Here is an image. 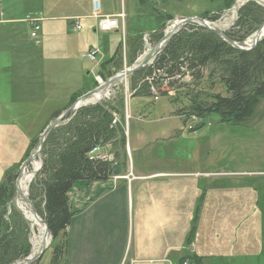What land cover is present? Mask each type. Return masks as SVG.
<instances>
[{
  "label": "rangeland",
  "instance_id": "rangeland-1",
  "mask_svg": "<svg viewBox=\"0 0 264 264\" xmlns=\"http://www.w3.org/2000/svg\"><path fill=\"white\" fill-rule=\"evenodd\" d=\"M229 1H232L230 6H228ZM5 2L15 3V0H6ZM87 2L88 0H80L79 3L73 5V0H33V3L30 4V6L43 8H41L43 15L41 13L37 17L28 15L24 19V22L31 30V38H33L32 33L35 26L38 25L39 29L36 33L40 34L41 43L43 42V46L41 47L43 56L52 58L61 55H72V58L71 62H68L69 66H66V62H62L61 58L55 59V76L51 77L55 81V88L53 89L54 98L50 100L48 106H44L43 103L46 97L43 90L53 83H47V79L50 76V74H47L48 72L40 73L41 91L38 98L39 107L37 105H22L21 101H18L16 89L20 87V84L16 83V87L13 86V89L9 88L6 76L0 74V185L4 184L11 177H14L16 186L22 164L38 149L43 133L51 122L74 103L71 101L65 108H61L66 99L74 93L73 91L78 84L77 82L81 79L80 74L87 75V72L92 71L91 78L94 84L91 90L82 93L77 97V100L106 84H102V82L112 72L109 74L102 72L101 66L108 59L107 55H113V52H111L112 45L115 48V44L120 42L117 52L121 61H119L118 68L115 70L116 75L145 60L167 34L172 32L178 33L181 30L188 31L189 26L194 29L203 27L197 21L182 27L186 19H203L210 26L223 31L226 35L230 33L236 37H242L248 32L253 31L250 37L241 44L246 48L250 47L257 30L264 23V18L262 19L261 16L264 11V0H118L120 13H110L109 11L111 10L106 9V14H101V11L98 13L94 11V17L89 19L83 17L87 23L83 21V24H86V26L83 27L84 29L80 33L79 48H81L82 54L96 48L100 50L99 60L91 63L82 59V54L78 52L80 50L75 49L76 47L73 48L75 50L67 49L64 32L66 27H68L65 19L67 17H75L76 14L78 15L82 12L84 13ZM59 3L62 9L57 7ZM71 5H73L74 11L80 12L75 13L67 10ZM0 17L3 20L6 17H4L1 0ZM52 17L56 19L63 18L64 21L56 23L57 28L54 30L51 26L46 25L45 22L40 31L41 21ZM109 18L118 21V31H116L117 29L110 32H102L100 30V23ZM71 21L74 25L72 27L73 30L79 32L75 30V23L79 22L81 24V19L74 18ZM93 22L96 33L92 30ZM177 23L179 25L175 26ZM90 24L91 28L89 27ZM115 33H117V36L109 35L113 41L108 44L106 55L103 52V50L105 51V35ZM131 37L134 38L132 43H130ZM157 56L144 68L153 67ZM46 69L48 68L45 67V71ZM51 69L49 70L51 71ZM209 70L210 68L205 70L203 78L195 83H193V79H191L189 73L185 77H173L179 80L177 81L178 89L176 91L171 90L168 85L173 78H167V81L159 80L156 84L152 83L150 85L152 96L147 98L134 96L139 92L140 78H142L143 72L132 78L130 77L131 74L101 93L86 99V103L82 102L79 104V109L101 102L115 104L121 95L124 96L121 111L120 106L117 105L116 108L119 111L113 112V126L120 125L123 127L127 145L120 146L121 148L111 146L103 148L104 154L108 157L107 162H113V168L115 165L119 166L120 175L115 176L113 173L110 179L113 178L117 182L118 177L122 176L121 173L125 170L132 171L135 165L138 166L141 163L158 165L163 161L162 157L158 156L161 151L165 153L163 156L168 157L167 152L170 150L176 152L175 157L177 161L181 162L187 171L213 169L211 172H219L215 174L200 172L198 174L200 177L231 176L234 174L226 172V170L234 169L240 164L246 166L248 171L257 166L264 167V101L261 102L255 117L245 126L224 123L218 114H210L204 119L197 117L189 118V115L186 114V112L188 113L187 108L190 106V99L195 96H199L203 101H211L214 94L227 95L224 86L219 83L218 79H214V81L209 80ZM153 76L155 74L151 75V77ZM86 77L88 78V82H90V78ZM112 88L113 90L108 98L96 101L97 97H103ZM52 109L57 110L56 114H52ZM76 112L66 118L60 125L67 123ZM57 115L59 116L56 117ZM128 115L130 118L127 124ZM115 117L118 118L116 124H114ZM165 134H170V136ZM24 143H27V147L30 149V152L26 156L23 152L25 148ZM130 143L133 154L129 149ZM159 147H162V150ZM35 163L40 164L39 169L35 168ZM42 165L41 154L26 170L25 175L33 176L32 181H30L31 183L26 189V194L27 196L29 195L27 198L35 207L39 217L45 221L44 189L39 175ZM19 198L20 196L16 190L11 206L19 209L29 223L30 253L28 256L12 264H27V260L35 258L41 251L42 245L41 243L38 244V240H40L39 238L42 234L38 228L34 227L33 221L29 220L28 215L22 211L19 203L21 200ZM200 203L201 201H199V206L201 205ZM11 206L8 207L9 213L11 212ZM28 207L32 210L30 205ZM200 222L199 218L195 217L192 221L191 231L194 229L197 234L199 224H202ZM213 222L215 223V221ZM253 222L254 220L248 224L252 223L251 226L254 231L256 230L259 242L257 244L254 243L252 245L254 249H250V251L259 250L257 252H260V256L257 258L251 257L252 252H250V257H247L246 254L244 258H239L241 264H252V260H254L253 264H264V251L262 250L264 248V219L260 223L256 222V225ZM248 224L242 228L244 232H246L244 228H247ZM201 230L205 240L204 231L206 230V226L204 224ZM213 234L211 233L208 236L207 241L212 240ZM235 240L236 236H233V241ZM246 240L247 235L242 234L241 243H246ZM64 241V237H60L56 243L59 244ZM55 246L56 244H51L41 258L33 264H53ZM189 247L192 250L194 245L190 244ZM235 259L232 260L234 261ZM183 263L184 261H181L180 264ZM233 264L235 263L233 262Z\"/></svg>",
  "mask_w": 264,
  "mask_h": 264
},
{
  "label": "crops",
  "instance_id": "crops-1",
  "mask_svg": "<svg viewBox=\"0 0 264 264\" xmlns=\"http://www.w3.org/2000/svg\"><path fill=\"white\" fill-rule=\"evenodd\" d=\"M1 1L6 17L5 20L0 17V74L6 76L9 88L20 84L16 89L22 105L39 107L40 73L48 72L47 83L53 82L43 90L46 95L43 103L48 106L54 98L55 81L51 77L55 76V59L61 58L69 66L72 55L43 56L40 34L35 39L31 38V30L24 22L28 15L37 17L42 14V7L30 6L33 0H15V3ZM73 1L75 5L80 0ZM73 5L67 10L79 13L73 10ZM57 7L62 9L60 3ZM106 9L111 10L110 13L121 12L118 0H88L84 13L65 19L68 23L64 30L67 49H78L82 54L79 48L80 33L86 26L83 21L87 23L83 17H94V11L106 14ZM74 18L81 19L82 30L79 32L72 28L71 20ZM60 21H64L63 18L45 19L40 23V31L45 22L54 30L57 28L55 24ZM92 25L96 33L94 22ZM117 33L105 35V51L100 49L106 55L108 44L113 41L110 36H117ZM115 45V48L113 45L111 48L113 55H107L108 60L118 53L120 42ZM118 63L117 59L115 67ZM45 67L48 68L46 71ZM91 74L92 71L87 75L80 74L81 79L71 97L92 89L94 81ZM71 97L61 108L71 102ZM52 110V114H56L57 110ZM24 145L26 156L30 149L27 143ZM129 149L133 154L131 143ZM159 149L162 150V147ZM163 155L165 153L161 151L158 156L163 161L158 165L141 163L135 165L132 171L125 170L117 182L112 178L75 184L69 194L75 214L67 232L66 253L60 264H180L189 254L201 257L203 264H241L239 258H244L246 254L250 257V252L251 257L260 256L259 250L250 251L259 239L252 223H248L254 220L256 225V222L264 219V167L257 166L248 171L246 166L240 164L226 170L234 174L231 176L200 177V172L210 173L213 169L187 171L177 161L175 151H168V157ZM195 217L202 224L191 238ZM203 224L206 226L205 240L201 230ZM246 224L244 232L242 228ZM211 233H214L213 238L207 241ZM242 234L247 235L246 243H241ZM233 236H236L235 241ZM190 244L194 245L192 250Z\"/></svg>",
  "mask_w": 264,
  "mask_h": 264
},
{
  "label": "trees",
  "instance_id": "trees-1",
  "mask_svg": "<svg viewBox=\"0 0 264 264\" xmlns=\"http://www.w3.org/2000/svg\"><path fill=\"white\" fill-rule=\"evenodd\" d=\"M231 4L232 1H229L228 6ZM261 16L263 19L264 11ZM188 29L181 30L165 44L153 67L141 69L130 76L132 78L143 72L139 92L134 96H152V83L185 77L187 73L195 83L210 68L209 80L218 79L227 95L214 94L211 101H203L199 96L191 98L186 112L189 116H186L204 119L210 114H218L224 123L247 125L264 101V36L254 49L240 51L206 28L189 26ZM252 32L242 37L230 33L227 36L242 44ZM131 38L130 43L134 39ZM117 57L121 61L117 53L101 66L102 72H112L106 80L115 76ZM110 67L111 70H108ZM153 74L155 76L151 77ZM177 81L173 78L169 82L171 90L178 89ZM84 92L86 90L74 95L71 101L75 103ZM123 101L124 96L121 95L115 104L101 102L80 108L67 123L54 129L44 143L39 175L44 189V219L54 239L52 244H56L53 264H60L66 253L67 232L75 214L69 194L75 184L107 181L114 173L113 162L91 159L90 152L96 146L118 148L127 145L123 127L113 126V112L119 111L117 105L121 111ZM14 180L11 177L0 185V264H12L30 253L29 223L19 209L11 206L16 193ZM194 234L192 229L191 238ZM60 237H64L65 241L57 244ZM185 260H189L190 264H203L202 258L194 254L187 255L182 261Z\"/></svg>",
  "mask_w": 264,
  "mask_h": 264
},
{
  "label": "water",
  "instance_id": "water-1",
  "mask_svg": "<svg viewBox=\"0 0 264 264\" xmlns=\"http://www.w3.org/2000/svg\"><path fill=\"white\" fill-rule=\"evenodd\" d=\"M200 22V24L206 28L207 30L211 31L212 33H214L215 35H217L218 37H220L222 40H224L225 42H227L229 45L233 46L234 48L240 50V51H250L252 49H254L257 44L259 43V41L263 38L264 36V23L262 24V26L257 30L255 36H254V40L252 41L251 45L249 48L244 47L243 45L231 40L223 31L214 28L212 26H210L205 20L200 19V18H189L186 19V21L184 22V24H182L183 26H186L187 24L191 23V22ZM176 29V28H175ZM177 32L175 33H169L167 34L162 41L156 46L155 50L142 62L138 63L137 65L133 66L132 68L126 70L125 72H121L119 74H116L113 78H111L109 81L106 82V84L102 87H99L95 90H93L92 92H90L89 94H87L86 96L78 99L70 108H68L65 112H63L58 118H56L47 128V130L43 133V135L40 138L39 141V147L38 149L22 164V167L20 169L19 172V176H18V180L16 183V190H17V194L20 197H23V199L25 200V202L30 205L34 216L40 220L42 222V224H44L45 226V231H46V236L45 239L43 240L42 243V248L41 251L38 253V255L35 258H31L29 260H27V264H33L34 262H36L37 260H39L41 258V256L46 252V250L48 249V247H50V245L52 244L53 241V236L50 233L49 227L47 225V223L42 220L35 207L33 206V204L31 203V201L25 197L23 195V192L21 191L20 188V181L23 177V174L25 173V170L28 169V167L33 164V162L39 158V156L42 153L43 147H44V143L46 138L49 136V134L56 129L62 122H64V120L66 118H68L71 114H73L74 112H76L79 109V104L82 103L83 101H85L88 98H91L93 95L101 93L102 91H104L105 89L109 88L111 85L121 81L122 79H124L125 77L130 76L131 74L140 71L142 68H144L151 60H153L155 58V56H157L162 49L164 48L166 42L173 36L175 35ZM114 175L115 176H119V166L115 165L114 166Z\"/></svg>",
  "mask_w": 264,
  "mask_h": 264
},
{
  "label": "built area",
  "instance_id": "built-area-1",
  "mask_svg": "<svg viewBox=\"0 0 264 264\" xmlns=\"http://www.w3.org/2000/svg\"><path fill=\"white\" fill-rule=\"evenodd\" d=\"M118 28H119V23L116 19H113V18H109L106 21H102L100 23V30L102 32H110V31L116 30V29H117L116 31H118ZM38 29H39L38 25L35 26L33 33H32L33 38H35L37 36L36 31ZM75 30L76 31L82 30V26L79 22L75 23ZM81 57L84 60H87L91 63H95L100 58V50L97 48L93 49L91 51H88V52L82 54ZM165 81H167V80L165 79ZM102 84H103V82H102ZM112 90H113V88L110 89L109 91H107V93L103 97L102 96L97 97L96 101H101V100H105L106 98H108L109 95L111 94ZM129 118H130V116L128 115L127 116V122L129 121L128 120ZM117 121H118V118L115 117L114 124H116ZM90 158L96 159L98 161H104V162L108 161V157L106 156V154H104L103 147H101V146H96L93 148V150L90 152ZM183 264H190L189 260H186Z\"/></svg>",
  "mask_w": 264,
  "mask_h": 264
},
{
  "label": "bare ground",
  "instance_id": "bare-ground-1",
  "mask_svg": "<svg viewBox=\"0 0 264 264\" xmlns=\"http://www.w3.org/2000/svg\"><path fill=\"white\" fill-rule=\"evenodd\" d=\"M179 24L177 23V24H175V26H178ZM106 81V80H105ZM105 81H103V83L105 82ZM84 103H86L87 101H83ZM90 102V101H89ZM74 104V103H73ZM72 104V105H73ZM71 105V106H72ZM67 110V109H66ZM65 110V111H66ZM64 111V112H65ZM129 122V121H128ZM128 122H127V124H128ZM52 123V122H51ZM127 130V129H126ZM128 131V130H127ZM35 165V168L36 169H39L40 168V164H38V163H35L34 164ZM25 173H26V170H25ZM25 173L23 174V178H22V180L20 181V188H21V191L23 192V195L25 196V197H28L27 196V194H26V189H27V187H28V185L31 183L30 181H32V178H33V176L31 175H25ZM21 201L19 202L20 203V207H21V209H22V211H24V213H26V215H28V218H29V220H31V222L33 221V224H34V227H36V228H38L40 231H41V234H42V236L39 238L40 240H38V244H40L41 243V245H42V243H43V240L45 239V233H46V231H45V226H44V224H42V222L40 221V220H38L35 216H34V213H33V211L32 210H30V208L28 207V204H26V202H25V200L23 199V197H20L19 198ZM16 202H17V200H16Z\"/></svg>",
  "mask_w": 264,
  "mask_h": 264
}]
</instances>
